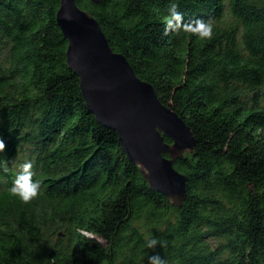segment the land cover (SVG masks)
<instances>
[{
    "label": "trees",
    "instance_id": "trees-1",
    "mask_svg": "<svg viewBox=\"0 0 264 264\" xmlns=\"http://www.w3.org/2000/svg\"><path fill=\"white\" fill-rule=\"evenodd\" d=\"M76 1L190 128L174 163L186 198L152 191L88 111L60 0H0V264H264V0ZM198 19L211 39L185 27ZM24 147L40 184L27 202L9 190Z\"/></svg>",
    "mask_w": 264,
    "mask_h": 264
},
{
    "label": "water",
    "instance_id": "water-1",
    "mask_svg": "<svg viewBox=\"0 0 264 264\" xmlns=\"http://www.w3.org/2000/svg\"><path fill=\"white\" fill-rule=\"evenodd\" d=\"M56 22L67 41L66 63L79 79L88 111L116 132L149 188L180 207L186 198V177L174 163L193 152L190 128L161 103L151 84L135 75L123 55L112 51L97 21L76 0H60Z\"/></svg>",
    "mask_w": 264,
    "mask_h": 264
},
{
    "label": "clouds",
    "instance_id": "clouds-1",
    "mask_svg": "<svg viewBox=\"0 0 264 264\" xmlns=\"http://www.w3.org/2000/svg\"><path fill=\"white\" fill-rule=\"evenodd\" d=\"M175 8V6H173ZM181 13L173 10L171 17L167 21V26L170 29L178 30L180 28ZM192 32L197 34L201 39H211L213 36L214 25L211 21H204L198 19L195 25H186ZM6 147L5 141L0 138V151ZM33 162L26 161L21 166V171L16 174L15 180L10 187V192L18 196L21 200L27 202L36 197L40 191V184L38 181L33 180ZM161 243L158 238H152L148 241V247L154 248L157 244ZM149 264H165L164 259L158 254L148 257Z\"/></svg>",
    "mask_w": 264,
    "mask_h": 264
},
{
    "label": "rangeland",
    "instance_id": "rangeland-1",
    "mask_svg": "<svg viewBox=\"0 0 264 264\" xmlns=\"http://www.w3.org/2000/svg\"><path fill=\"white\" fill-rule=\"evenodd\" d=\"M28 147H24L21 151L19 152L16 157H14L11 161L12 163L10 164L11 169L13 170V172L17 173L19 171H21V166L23 165V163H25L26 161H31V157L29 155V151H27ZM31 154V153H30Z\"/></svg>",
    "mask_w": 264,
    "mask_h": 264
}]
</instances>
